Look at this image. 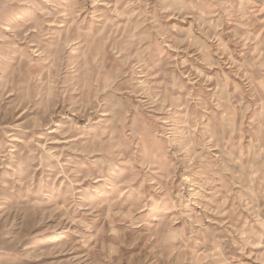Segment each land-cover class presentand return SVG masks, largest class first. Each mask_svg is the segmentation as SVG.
I'll list each match as a JSON object with an SVG mask.
<instances>
[{
	"label": "rangeland",
	"instance_id": "374dc122",
	"mask_svg": "<svg viewBox=\"0 0 264 264\" xmlns=\"http://www.w3.org/2000/svg\"><path fill=\"white\" fill-rule=\"evenodd\" d=\"M0 264H264V0H0Z\"/></svg>",
	"mask_w": 264,
	"mask_h": 264
}]
</instances>
